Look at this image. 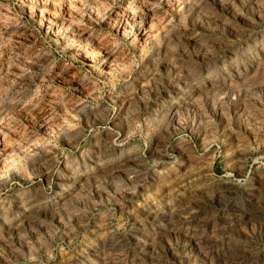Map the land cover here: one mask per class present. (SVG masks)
I'll return each mask as SVG.
<instances>
[{
  "label": "rangeland",
  "instance_id": "rangeland-1",
  "mask_svg": "<svg viewBox=\"0 0 264 264\" xmlns=\"http://www.w3.org/2000/svg\"><path fill=\"white\" fill-rule=\"evenodd\" d=\"M0 264H264V0H0Z\"/></svg>",
  "mask_w": 264,
  "mask_h": 264
},
{
  "label": "bare ground",
  "instance_id": "bare-ground-1",
  "mask_svg": "<svg viewBox=\"0 0 264 264\" xmlns=\"http://www.w3.org/2000/svg\"><path fill=\"white\" fill-rule=\"evenodd\" d=\"M75 79V78H74Z\"/></svg>",
  "mask_w": 264,
  "mask_h": 264
}]
</instances>
